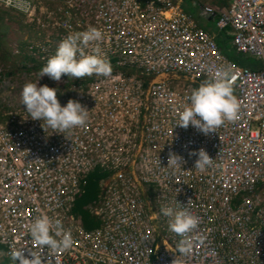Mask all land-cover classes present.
<instances>
[{
	"label": "built area",
	"instance_id": "2783aa9c",
	"mask_svg": "<svg viewBox=\"0 0 264 264\" xmlns=\"http://www.w3.org/2000/svg\"><path fill=\"white\" fill-rule=\"evenodd\" d=\"M226 2L200 4L199 15L228 28L233 49L258 69L224 55L181 0H0L23 32L8 64L22 71L0 67V254L11 259L23 249L43 264H264V0ZM89 26L103 39L82 50L98 43L111 75L40 78L59 89L61 106L74 99L89 110L86 126L52 133L25 119L21 90L39 79L62 39ZM223 68L238 117L207 135L175 125L191 91ZM199 149L213 158L204 170L189 155ZM170 153L183 157L182 169L167 167ZM94 170L106 173L87 206L99 224L85 229L73 207ZM177 202L199 218L186 234L188 254L177 251L181 237L160 211ZM41 215L71 230L69 249L40 248L31 238Z\"/></svg>",
	"mask_w": 264,
	"mask_h": 264
},
{
	"label": "clouds",
	"instance_id": "9594fccd",
	"mask_svg": "<svg viewBox=\"0 0 264 264\" xmlns=\"http://www.w3.org/2000/svg\"><path fill=\"white\" fill-rule=\"evenodd\" d=\"M103 33L96 27L89 26L84 31L72 32L59 43L55 53L51 55L39 70V79L35 82H27L21 90V104L27 112L25 119L43 121L46 127L57 134L68 133L74 128L84 127L89 119V110L78 100L69 99L61 106L56 87L39 85V80L47 76L53 81H60L62 75L81 79L93 75L108 77L112 68L106 54L98 46L93 47L90 54L83 52V47L100 42ZM232 76L230 70L223 68L219 70L216 77L205 81L194 88L182 106L178 114L179 123L175 124L182 128L190 125L207 135L224 124L225 121H233L238 117L239 102L233 94ZM197 159L194 167L200 170L206 169L212 164V159L204 149L191 151ZM159 163V160H158ZM186 161L178 154H169L167 167L172 166L174 170L182 169ZM160 165V164H159ZM178 207L161 208V214L170 217V230L181 239L177 244L180 254L191 252V241L187 238L199 223V218L184 208L179 202ZM30 236L40 248L69 249L73 244L70 229H65L62 222L57 219L53 221L47 215H41L30 224ZM59 237V239H57ZM3 251L0 245V252ZM14 264H43L40 255L30 254L31 258L25 257L23 249L11 253ZM1 259V260H2ZM15 261V262H14ZM172 264H182L175 258Z\"/></svg>",
	"mask_w": 264,
	"mask_h": 264
},
{
	"label": "trees",
	"instance_id": "16d2710c",
	"mask_svg": "<svg viewBox=\"0 0 264 264\" xmlns=\"http://www.w3.org/2000/svg\"><path fill=\"white\" fill-rule=\"evenodd\" d=\"M226 0H218L219 5H226ZM186 11V10H185ZM191 13L190 11H186ZM202 21V19H200ZM214 22V23H213ZM210 30L214 32V39L217 43L220 51L226 55L232 62L249 67L251 69H258L261 63L247 55L236 52L230 44L231 35L227 32L228 28L217 29L215 26V20H212ZM207 28V26H203ZM210 27V26H209ZM106 173L101 170H94L89 173L86 177V183L84 186V191L75 199L73 211L81 216L82 223L85 228L91 229L99 224L98 219L93 216L88 209L89 204H94L97 200V196L101 191L100 182L104 179ZM1 245V244H0ZM2 247V246H1ZM0 264H14L7 258H3Z\"/></svg>",
	"mask_w": 264,
	"mask_h": 264
},
{
	"label": "rangeland",
	"instance_id": "374dc122",
	"mask_svg": "<svg viewBox=\"0 0 264 264\" xmlns=\"http://www.w3.org/2000/svg\"><path fill=\"white\" fill-rule=\"evenodd\" d=\"M198 3L201 5L207 4L211 7H215L214 1L215 0H183L181 7L183 10L190 11V12H198ZM8 11H5L3 9H0V67L4 70L9 62L13 59L12 57V45L15 42L21 41L23 32L20 27V24L18 25V22L13 20V15L11 16ZM11 68V70L14 71V75L17 76L22 70L15 67L14 65L8 66ZM2 259V256H0V261Z\"/></svg>",
	"mask_w": 264,
	"mask_h": 264
},
{
	"label": "crops",
	"instance_id": "0c3cea01",
	"mask_svg": "<svg viewBox=\"0 0 264 264\" xmlns=\"http://www.w3.org/2000/svg\"><path fill=\"white\" fill-rule=\"evenodd\" d=\"M214 3H215V5H216V3L218 4V0H215L214 1ZM191 15H192V17H193V19L199 24V25H201V26H207V30L210 32V33H214V32H212L211 30H210V28H211V23H212V20L214 21L215 20V18H212V17H208L209 19H206V18H202L200 15H199V10H198V12L197 13H193V12H191L190 13ZM200 19H202V21L200 20ZM214 23V22H213ZM210 26V27H209Z\"/></svg>",
	"mask_w": 264,
	"mask_h": 264
},
{
	"label": "bare ground",
	"instance_id": "6f19581e",
	"mask_svg": "<svg viewBox=\"0 0 264 264\" xmlns=\"http://www.w3.org/2000/svg\"><path fill=\"white\" fill-rule=\"evenodd\" d=\"M182 1H183V0H181L180 5L182 4ZM193 1H194V0H193ZM195 2H197V1H195ZM197 4L200 5V3H198V2H197ZM216 5H217V4H216ZM217 6H218L219 8H221L220 6H222V5H219V4H218ZM198 7H199V6H198ZM184 11H185V10H184ZM185 12H186V11H185ZM186 13H188V12H186ZM188 14H190V13H188ZM190 15H191V14H190ZM191 16H192V15H191ZM206 19H209V18L206 16ZM96 202H97V201H96ZM81 220H82V219H81ZM82 225H83V223H82ZM83 227H84V225H83ZM84 228H85V227H84ZM85 229H87V228H85ZM91 229H93V228H91ZM1 246H2V245H1ZM2 249L5 250V248H4L3 246H2Z\"/></svg>",
	"mask_w": 264,
	"mask_h": 264
},
{
	"label": "water",
	"instance_id": "95a60500",
	"mask_svg": "<svg viewBox=\"0 0 264 264\" xmlns=\"http://www.w3.org/2000/svg\"><path fill=\"white\" fill-rule=\"evenodd\" d=\"M214 35V34H213Z\"/></svg>",
	"mask_w": 264,
	"mask_h": 264
}]
</instances>
